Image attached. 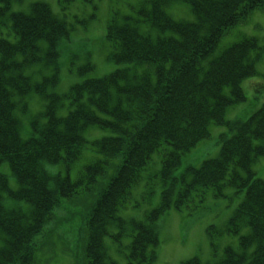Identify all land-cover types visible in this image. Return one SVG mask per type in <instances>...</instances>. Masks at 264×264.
<instances>
[{
  "label": "trees",
  "instance_id": "obj_1",
  "mask_svg": "<svg viewBox=\"0 0 264 264\" xmlns=\"http://www.w3.org/2000/svg\"><path fill=\"white\" fill-rule=\"evenodd\" d=\"M176 1L149 0L141 17H112L105 37L109 59L123 66L94 77L88 65L79 69L83 80L59 93L50 86L61 80L66 23L47 3H32L24 13L9 11L11 0H0V27L9 19L15 37L0 38V163L11 169L10 175L0 173V264L38 262L50 239L42 227L55 210L56 222L64 223L58 213L66 209V198L77 200L91 189L88 183L103 177L83 227L86 264H118L104 237L119 241L128 223L127 263L152 264L162 216L173 207H200L208 191L226 196L227 188L244 193L223 231L238 234L247 227L250 232L240 235L237 247L226 246L217 261L195 256L182 264H264V178L253 167L264 156V104L247 118H226L230 106L246 99L243 81L257 73L264 37L243 34L220 47L222 38L238 36L234 27L250 22L264 0H183L191 20L168 12ZM39 63L52 68L34 81ZM32 93L40 94L45 106L30 119L26 137L19 111L31 109ZM213 123L229 127L220 136L219 155L177 174L183 155L210 136ZM89 128L112 134L90 140L84 135ZM86 149L101 158L73 180L71 170ZM155 152L163 155L160 202L143 220L125 218L120 212L131 202L132 188L147 179L143 172ZM11 176L17 189L10 187ZM111 226L120 231L111 234ZM214 227L208 233L215 248Z\"/></svg>",
  "mask_w": 264,
  "mask_h": 264
},
{
  "label": "rangeland",
  "instance_id": "obj_2",
  "mask_svg": "<svg viewBox=\"0 0 264 264\" xmlns=\"http://www.w3.org/2000/svg\"><path fill=\"white\" fill-rule=\"evenodd\" d=\"M36 2L49 3L53 12L60 17V21L67 23L71 28L70 42L66 44V40H64L61 44L59 61L61 80L57 87L50 86L54 92L65 93L72 83L84 79L79 71L81 68H86L89 65L93 68L89 75L101 77L115 68L121 67V64L107 58L106 27L112 17L118 21H123L126 15L134 18L141 17L142 10L148 8L149 0H11L10 11L28 13L31 10V4ZM187 3L188 1L178 0L171 4L168 12L173 14L175 19L191 20L193 17ZM247 21L250 22L240 23L234 27L238 36L232 34L222 38L220 47L240 40V38H235L242 37L243 34L264 37V8L255 10ZM6 30L7 27L4 26L0 30V35L2 31ZM261 45L264 47V42ZM262 52L263 56L256 62L257 73L243 81L246 99L233 104L226 112V118L232 121L247 118L264 104V51ZM35 67L40 68L41 73L34 77V81L40 80L43 75L50 73L52 68L44 63L36 64ZM28 100L31 103V109L26 112L19 111L26 126L22 135L26 137L29 135L27 126H29L30 119L39 114L45 106V99L40 94L32 93ZM227 131H229V127L224 124H211L210 136L201 140L183 155L182 163L176 169V173H183L189 166L199 167L205 159L217 157L221 147L220 136ZM110 134H112L110 130L97 128H89L84 132L86 138L90 140ZM99 158L101 156L95 150H84L81 158L71 170L72 178L77 179L81 176L80 170H82V174L87 164ZM162 161V153L155 152L143 172L147 179L140 181L132 188L131 202L123 206L124 208L120 212L121 216L143 220L145 214L158 205L163 186ZM253 167L257 176L264 178V156L258 159ZM0 173L10 175L11 169L7 162L0 163ZM10 179V187L17 189L15 177L11 176ZM106 179L103 177L98 183H88L91 189L80 192L77 200L71 201L66 198V209H62L58 213L60 219L65 220L64 223L56 222L57 210H55L48 224L42 227L44 231L46 230V234L48 232L50 239L43 243V246L46 244L45 248L43 252H39L38 262L35 261V264H86L85 259H82L88 233L87 229H83L86 212L99 195L103 187L102 182ZM83 184L85 185V183ZM234 191V188H227L226 196L221 197H215L208 191L206 200L200 207L190 206L183 210L173 207L165 213L160 220V243L152 264H182L185 259L195 256H199L205 261H217L222 257L226 246L237 247L240 235L249 233L250 230L246 227L238 234L223 231L243 197L244 190L237 194H234ZM90 200L92 201L90 202ZM135 202L140 203L136 205ZM14 203L15 205L16 203L25 204L24 202L9 201L11 206ZM211 225L215 226L212 229L216 242L215 248L211 244L208 233ZM126 227L119 241H116L112 235L104 237L110 257L118 264H128L126 255L129 249L127 245L131 242V237L127 231L132 230V224H126ZM110 230L111 234L120 231L114 226H111ZM61 247L66 249V253Z\"/></svg>",
  "mask_w": 264,
  "mask_h": 264
}]
</instances>
